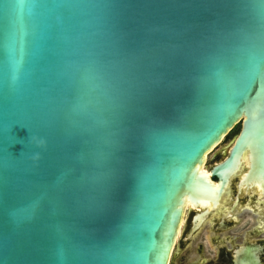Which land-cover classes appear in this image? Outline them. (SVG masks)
<instances>
[{
	"label": "water",
	"instance_id": "obj_1",
	"mask_svg": "<svg viewBox=\"0 0 264 264\" xmlns=\"http://www.w3.org/2000/svg\"><path fill=\"white\" fill-rule=\"evenodd\" d=\"M247 167L264 180V0H0V264H169L185 204Z\"/></svg>",
	"mask_w": 264,
	"mask_h": 264
},
{
	"label": "flooded vegetation",
	"instance_id": "obj_2",
	"mask_svg": "<svg viewBox=\"0 0 264 264\" xmlns=\"http://www.w3.org/2000/svg\"><path fill=\"white\" fill-rule=\"evenodd\" d=\"M236 128L238 134L240 123L233 130ZM221 153L214 154L215 158L209 162L206 159L205 164H212L209 169L219 162ZM182 219L170 261L181 252H186L184 261L188 260L191 253L190 245L204 227L206 228L202 234L204 241L201 240L192 246L193 252L200 255V260L190 264H233L235 249L249 243L262 248L261 255L264 259V238L255 240L258 234L264 232V180L254 177V174L248 175V167L243 171L234 172L230 177V184L223 191L216 208H195L188 205ZM196 224H199L198 229L191 233ZM238 227L241 233L233 234L232 231ZM237 239L241 240L235 244ZM204 242L208 249H213L212 255L202 256Z\"/></svg>",
	"mask_w": 264,
	"mask_h": 264
},
{
	"label": "rangeland",
	"instance_id": "obj_3",
	"mask_svg": "<svg viewBox=\"0 0 264 264\" xmlns=\"http://www.w3.org/2000/svg\"><path fill=\"white\" fill-rule=\"evenodd\" d=\"M237 131H238V128H236L235 130H232L226 137H225V139L223 140V142L215 149V150H213L211 153H209L208 154V157H207V162H209L211 159H213V158H215L214 157V154H218V153H220L221 152V150H223L224 148H226V146L232 141V139L237 135ZM221 159H219L218 161H220ZM212 164H206V167L207 168H209L210 166H211ZM206 169V168H205ZM248 216H250L251 217V215H248ZM205 227L202 229V231H201V234H199L198 236H197V238H195V240L192 242V244L190 245V248H189V250L191 251V253H190V255H189V259L188 260H186V261H184V255H185V253L186 252H181L180 254H178L175 258H173V259H171V261H170V263L169 264H187V263H195V262H197L198 260H200V255H197L196 253H194L193 252V250H192V246L193 245H195V244H197V242H199V241H201V240H203L204 241V239H203V236H202V234L204 233V231H205ZM233 234H240L241 232H240V228L238 227V228H235L233 231ZM264 238V232H261L260 234H258L257 236H256V238H255V240L257 241V240H259V239H263ZM241 239H237L236 240V242H235V244H238L239 243V241H240ZM227 244V243H226ZM225 244V245H226ZM203 245H204V249H203V253H202V256L204 257V256H206V255H212L213 254V252L211 251V250H213V249H208L207 248V245H206V243L204 242L203 243ZM226 248H228V246L226 245Z\"/></svg>",
	"mask_w": 264,
	"mask_h": 264
},
{
	"label": "bare ground",
	"instance_id": "obj_4",
	"mask_svg": "<svg viewBox=\"0 0 264 264\" xmlns=\"http://www.w3.org/2000/svg\"><path fill=\"white\" fill-rule=\"evenodd\" d=\"M207 157H208V155H206V159H207ZM244 165H247V160H246V156L244 157ZM202 170L204 171V172H206V170L204 169V167H202ZM207 206L209 205V203H205ZM188 206V204L186 203L185 204V206H184V210L186 209V207ZM208 207H210V206H208ZM182 222H183V219L181 220V223H180V227H181V224H182ZM179 230H180V228H179ZM178 235H179V233H178ZM178 237V236H177Z\"/></svg>",
	"mask_w": 264,
	"mask_h": 264
}]
</instances>
